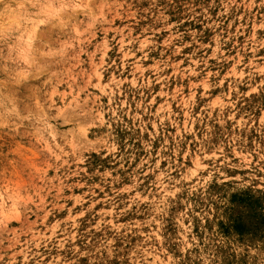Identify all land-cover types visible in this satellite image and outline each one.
<instances>
[{
	"label": "rangeland",
	"instance_id": "obj_1",
	"mask_svg": "<svg viewBox=\"0 0 264 264\" xmlns=\"http://www.w3.org/2000/svg\"><path fill=\"white\" fill-rule=\"evenodd\" d=\"M0 264H264V0H0Z\"/></svg>",
	"mask_w": 264,
	"mask_h": 264
}]
</instances>
